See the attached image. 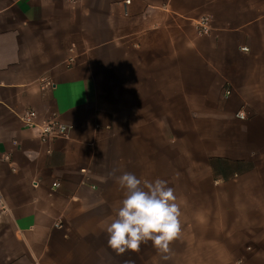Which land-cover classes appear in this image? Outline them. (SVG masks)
Segmentation results:
<instances>
[{
    "label": "crops",
    "instance_id": "1",
    "mask_svg": "<svg viewBox=\"0 0 264 264\" xmlns=\"http://www.w3.org/2000/svg\"><path fill=\"white\" fill-rule=\"evenodd\" d=\"M126 1L0 0V264H264V0ZM113 170L174 188L170 259L108 247Z\"/></svg>",
    "mask_w": 264,
    "mask_h": 264
},
{
    "label": "clouds",
    "instance_id": "2",
    "mask_svg": "<svg viewBox=\"0 0 264 264\" xmlns=\"http://www.w3.org/2000/svg\"><path fill=\"white\" fill-rule=\"evenodd\" d=\"M116 170L102 178L115 177L124 198L106 226L107 245L116 254L138 252L151 242L163 260L171 257L172 243L182 235L181 205L173 187L162 179L141 180L135 174Z\"/></svg>",
    "mask_w": 264,
    "mask_h": 264
},
{
    "label": "built area",
    "instance_id": "3",
    "mask_svg": "<svg viewBox=\"0 0 264 264\" xmlns=\"http://www.w3.org/2000/svg\"><path fill=\"white\" fill-rule=\"evenodd\" d=\"M129 0L126 1L128 3ZM196 31L199 35H209L211 32L210 19L206 16H201L194 20ZM241 50H246L242 48ZM45 86L53 87V83L50 80H44ZM230 91L225 90V95H229ZM243 112H238L237 117L242 118ZM20 123L25 129H31L38 135L39 140L42 143H46L52 139L65 138L69 132V126L60 122L55 116L46 121H37V115L33 110H26L19 117ZM56 184H54L55 186ZM4 203L0 195V212L4 210Z\"/></svg>",
    "mask_w": 264,
    "mask_h": 264
}]
</instances>
